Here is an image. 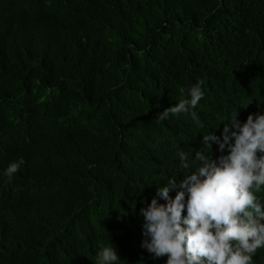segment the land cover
<instances>
[{
  "label": "trees",
  "instance_id": "obj_1",
  "mask_svg": "<svg viewBox=\"0 0 264 264\" xmlns=\"http://www.w3.org/2000/svg\"><path fill=\"white\" fill-rule=\"evenodd\" d=\"M237 108L264 111V0H0V264H164L140 209Z\"/></svg>",
  "mask_w": 264,
  "mask_h": 264
},
{
  "label": "clouds",
  "instance_id": "obj_2",
  "mask_svg": "<svg viewBox=\"0 0 264 264\" xmlns=\"http://www.w3.org/2000/svg\"><path fill=\"white\" fill-rule=\"evenodd\" d=\"M202 83L188 87L185 98L160 111L157 121L180 114L195 120L205 95ZM237 117L238 108L227 122L221 121L220 135L203 132V147L193 150L194 156L176 146L181 167L190 168V154L196 167L179 181L167 178L140 209L141 247L153 258L166 256L164 264H254L257 250L264 248V196L257 195L264 188V111L249 113L243 122ZM212 143L219 152L215 158ZM22 163L8 164L2 173L6 182ZM96 259L97 264L120 260L111 245L102 247Z\"/></svg>",
  "mask_w": 264,
  "mask_h": 264
},
{
  "label": "bare ground",
  "instance_id": "obj_3",
  "mask_svg": "<svg viewBox=\"0 0 264 264\" xmlns=\"http://www.w3.org/2000/svg\"><path fill=\"white\" fill-rule=\"evenodd\" d=\"M18 38V37H17ZM216 149V148H215ZM10 158V157H9ZM190 171V170H189ZM177 176V175H176ZM120 191V190H119ZM259 250V249H258Z\"/></svg>",
  "mask_w": 264,
  "mask_h": 264
}]
</instances>
